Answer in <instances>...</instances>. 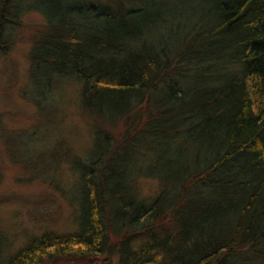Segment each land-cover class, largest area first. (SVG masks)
I'll list each match as a JSON object with an SVG mask.
<instances>
[{
    "label": "trees",
    "instance_id": "trees-1",
    "mask_svg": "<svg viewBox=\"0 0 264 264\" xmlns=\"http://www.w3.org/2000/svg\"><path fill=\"white\" fill-rule=\"evenodd\" d=\"M176 2L0 0V51L25 12L44 17L25 95L72 78L85 109L124 125L97 127L77 164L76 228L0 264H264V0Z\"/></svg>",
    "mask_w": 264,
    "mask_h": 264
},
{
    "label": "rangeland",
    "instance_id": "rangeland-1",
    "mask_svg": "<svg viewBox=\"0 0 264 264\" xmlns=\"http://www.w3.org/2000/svg\"><path fill=\"white\" fill-rule=\"evenodd\" d=\"M43 21L39 12H25L13 44L0 51V259L4 262L33 236L76 228L77 164L92 153L97 127L114 134L124 128L122 119L85 109L80 84L72 78L61 80L38 104L25 95L36 94L29 79L28 53L31 37ZM135 183L148 195L157 188L151 176L137 177ZM39 264L85 263L77 256H65ZM110 264H120L117 252Z\"/></svg>",
    "mask_w": 264,
    "mask_h": 264
}]
</instances>
